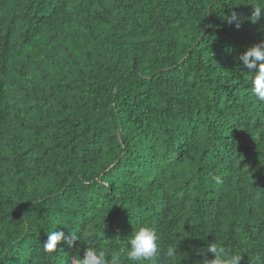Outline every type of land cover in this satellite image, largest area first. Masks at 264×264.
<instances>
[{"label": "trees", "instance_id": "trees-1", "mask_svg": "<svg viewBox=\"0 0 264 264\" xmlns=\"http://www.w3.org/2000/svg\"><path fill=\"white\" fill-rule=\"evenodd\" d=\"M253 4L0 0V264L88 247L132 264L141 227L158 254L136 264H201L210 242L264 264V103L240 61L264 40ZM56 230L78 239L45 253Z\"/></svg>", "mask_w": 264, "mask_h": 264}, {"label": "clouds", "instance_id": "clouds-1", "mask_svg": "<svg viewBox=\"0 0 264 264\" xmlns=\"http://www.w3.org/2000/svg\"><path fill=\"white\" fill-rule=\"evenodd\" d=\"M253 12L249 18L252 23H258L264 16V4H253ZM229 24L235 23L240 27V17L236 12L228 16ZM242 66L247 69L251 81V93L260 102L264 103V40L248 48L241 56ZM219 182V181H217ZM80 238V237H79ZM78 239L76 233L65 235L64 231H51L47 233V240L43 243L45 253H54L61 241H65L70 246L74 240ZM158 233L151 227H141L135 231L128 240L127 258L132 264L137 261H151L158 254ZM124 251V249H121ZM212 253L213 258L207 259L206 254ZM200 254H205V259L201 264H240L242 257L240 255H224L223 250L215 243H209ZM167 255L172 258L176 255L175 248H169ZM70 264H109L106 261L104 251H99L94 247H88L84 251L83 258L78 254L74 255ZM110 264H119V256L113 255Z\"/></svg>", "mask_w": 264, "mask_h": 264}]
</instances>
